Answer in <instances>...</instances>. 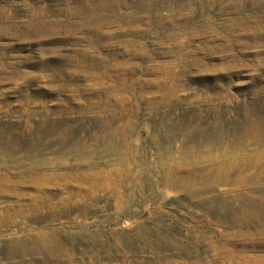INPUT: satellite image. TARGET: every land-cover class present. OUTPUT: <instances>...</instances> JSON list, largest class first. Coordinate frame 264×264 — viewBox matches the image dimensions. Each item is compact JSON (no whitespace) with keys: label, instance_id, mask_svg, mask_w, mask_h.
<instances>
[{"label":"rangeland","instance_id":"374dc122","mask_svg":"<svg viewBox=\"0 0 264 264\" xmlns=\"http://www.w3.org/2000/svg\"><path fill=\"white\" fill-rule=\"evenodd\" d=\"M0 264H264V0H0Z\"/></svg>","mask_w":264,"mask_h":264},{"label":"bare ground","instance_id":"6f19581e","mask_svg":"<svg viewBox=\"0 0 264 264\" xmlns=\"http://www.w3.org/2000/svg\"><path fill=\"white\" fill-rule=\"evenodd\" d=\"M38 204H39V203H38ZM40 207H42L43 209H44V207H45V208H48V209H50V210H53V209L57 208L58 205H56V204H51V203L48 202V200H46L45 198H43V199L41 200ZM44 239H50V237L45 236ZM47 241H48V240H47Z\"/></svg>","mask_w":264,"mask_h":264}]
</instances>
